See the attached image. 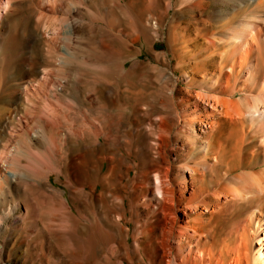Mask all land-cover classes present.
Returning <instances> with one entry per match:
<instances>
[{"label":"bare ground","instance_id":"obj_1","mask_svg":"<svg viewBox=\"0 0 264 264\" xmlns=\"http://www.w3.org/2000/svg\"><path fill=\"white\" fill-rule=\"evenodd\" d=\"M0 236V264H264V0H0Z\"/></svg>","mask_w":264,"mask_h":264},{"label":"rangeland","instance_id":"obj_2","mask_svg":"<svg viewBox=\"0 0 264 264\" xmlns=\"http://www.w3.org/2000/svg\"><path fill=\"white\" fill-rule=\"evenodd\" d=\"M135 44H138V43H135ZM137 46L138 45H135L134 46V49H136ZM155 48L158 51H163L164 49H166V43L163 42V41H161V42H159V43H157L155 45ZM150 55H151V53H149L148 51H146V49H143L142 52L138 56L132 57L130 59V61L128 62V65L133 64V63H136V62H138V63H146V61L149 60L148 58L150 57ZM5 63H11V57L9 59H7V56H6V62ZM106 67L107 66H104L103 67V72L102 73L109 74V70H104V68L107 69ZM9 70L10 69H5V72L8 73L7 71H9ZM132 71H133V75H135V76L143 73V69L141 67H135ZM8 74H10V73H8ZM144 83L147 84V86H149L147 80H141L137 85L134 86V88H137L138 89V87H140L142 84H143V86H141V87L144 88ZM182 83L183 84H181V85H182V87H184V80L182 81ZM146 90L148 92H152L153 91L152 89H149V90L146 89ZM195 90L198 91V89H195ZM207 109H208L207 111L215 113L218 108L211 107L209 105V106H207ZM155 117L158 118V116H155ZM106 165L102 169L101 173L99 174L100 176L103 175L104 172L106 171ZM75 178L77 179V182H78V185L77 186H79V184H82V183H84L86 181V178L84 177V175L82 173H76ZM52 179H53V182H54L55 181V176H52ZM56 185H57L56 187L58 189H60L61 192H63V195L67 199L68 206L73 209V212L76 211V208H78V207L80 208V206H81V198L82 197L78 194V188L65 187L61 183H58ZM150 186H151V190H152L151 191V194L147 195L146 197H143L142 200L149 198V199H151L153 201H156L154 198L156 196H158V193L156 192V185H155V180H154L153 175L151 176ZM100 188H101L100 185L97 186L96 187V192H99ZM132 197H134V195H132ZM136 197H138V196H136ZM138 199L135 200V203H137V206H138L139 202L141 201V200H139V202H138ZM125 202H126V207H125V213L126 214H125V217L122 220H120V223H124L126 221V219H129V217L132 216V214H133L132 211H131V209H130V207H129V205H128V200L126 199ZM81 209H82V207H81ZM136 210H137V212H140L141 211V209H140L139 206L136 208ZM118 211L119 212L120 211L123 212L122 209H119ZM72 214H73V216L76 215V213L75 214L72 213ZM100 214H101L100 217L103 216V218H104L106 216V211H104L103 209H101ZM127 223H128V226H130L131 233H132V231L134 230V227H135V223L133 221L132 222H127ZM124 224H126V223H124ZM137 224H139V223H137ZM99 225L101 227V234L100 235L107 234L106 231H105V230H107V227H104L103 226V221L99 220ZM102 227H103V229H102ZM77 229L78 228H76L74 224L70 223V225L68 227V232H69V235H70L71 244H72V242L75 245H77L79 243V239H80L79 237H80L81 233H80V230L79 229L77 230ZM250 229H252V228H250ZM248 231H249L248 234H250L252 230H248ZM2 239L3 238L0 236V241ZM104 239H105L104 241H106V240H108V237H104ZM249 240H250L249 246L253 250H255V247L257 246L256 241L254 239H252V236H250V235H249ZM130 241H133V238L132 237H130ZM142 244H145V241H143ZM251 248H249L250 251L252 250ZM62 262L63 263H61V264H74V262L71 259V255L70 254H68V256H66L65 259ZM9 263L10 264H24V261L21 259V255L20 254H16V255H13L12 254ZM26 264H30V262H27Z\"/></svg>","mask_w":264,"mask_h":264}]
</instances>
